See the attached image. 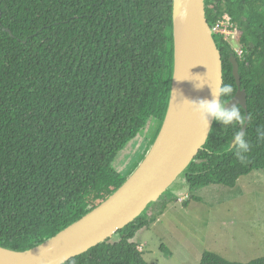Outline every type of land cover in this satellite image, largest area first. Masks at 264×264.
<instances>
[{
    "label": "trees",
    "instance_id": "16d2710c",
    "mask_svg": "<svg viewBox=\"0 0 264 264\" xmlns=\"http://www.w3.org/2000/svg\"><path fill=\"white\" fill-rule=\"evenodd\" d=\"M205 4L212 30L229 16L241 33V55L223 34L213 37L233 98L232 59L239 64L247 109L239 107L250 117L252 147L241 162L232 148L240 125L215 121L181 175L190 192L234 187L264 169L257 133L264 130V0ZM173 9L174 0H0V247L25 251L46 242L125 183L114 167L118 154L151 118L163 125L168 112ZM168 192L113 238L64 264H149L134 239L165 213ZM190 200L198 198L182 205ZM199 264H264V257L240 263L205 252Z\"/></svg>",
    "mask_w": 264,
    "mask_h": 264
},
{
    "label": "water",
    "instance_id": "95a60500",
    "mask_svg": "<svg viewBox=\"0 0 264 264\" xmlns=\"http://www.w3.org/2000/svg\"><path fill=\"white\" fill-rule=\"evenodd\" d=\"M174 73L168 112L148 156L107 200L46 242L25 250L0 247V264H64L113 238L165 194L207 143L215 119L205 126L189 101L211 100L223 79L221 53L206 18L205 0H174ZM185 44L184 78L178 85L180 45ZM237 95L226 105L247 109L240 68L232 59ZM203 85L202 87H197ZM177 94L182 101L177 105ZM247 125L242 129L246 133ZM235 145L232 144V148Z\"/></svg>",
    "mask_w": 264,
    "mask_h": 264
},
{
    "label": "rangeland",
    "instance_id": "374dc122",
    "mask_svg": "<svg viewBox=\"0 0 264 264\" xmlns=\"http://www.w3.org/2000/svg\"><path fill=\"white\" fill-rule=\"evenodd\" d=\"M238 36H229L228 41L240 50L239 31ZM161 126L157 118L148 121L118 154L114 163L118 173L129 178L138 170ZM191 196L198 200L182 205ZM166 197L165 213L134 239L149 264H199L205 252L240 263L264 257V169L240 178L234 187L212 185L193 192L180 176ZM164 205L161 202L156 210Z\"/></svg>",
    "mask_w": 264,
    "mask_h": 264
},
{
    "label": "clouds",
    "instance_id": "9594fccd",
    "mask_svg": "<svg viewBox=\"0 0 264 264\" xmlns=\"http://www.w3.org/2000/svg\"><path fill=\"white\" fill-rule=\"evenodd\" d=\"M202 86L203 85L198 86L197 84V87ZM233 92L234 89L231 84L223 83L221 81L215 89L212 88L213 99L189 101V104L205 126L208 125L210 118H214L215 121L222 126L240 125V130L234 134L232 143L237 149L235 153L237 158L241 162H244L246 160V154L250 152L252 145L245 139V133L242 132L241 129L250 117H247L242 113L239 106L234 105L231 109L226 107L233 98ZM225 98L230 99L226 102ZM257 133L259 139L264 140V130L258 128Z\"/></svg>",
    "mask_w": 264,
    "mask_h": 264
},
{
    "label": "built area",
    "instance_id": "2783aa9c",
    "mask_svg": "<svg viewBox=\"0 0 264 264\" xmlns=\"http://www.w3.org/2000/svg\"><path fill=\"white\" fill-rule=\"evenodd\" d=\"M233 29H234V26L233 24H231V18L229 16H226L225 21L218 24L217 27L212 31L213 33L215 32V33L223 34L227 38V40L229 36H231L233 39H239L238 30L236 28L234 30ZM229 30L231 31L229 32ZM238 52H239V55L242 54L241 51L238 50Z\"/></svg>",
    "mask_w": 264,
    "mask_h": 264
},
{
    "label": "bare ground",
    "instance_id": "6f19581e",
    "mask_svg": "<svg viewBox=\"0 0 264 264\" xmlns=\"http://www.w3.org/2000/svg\"><path fill=\"white\" fill-rule=\"evenodd\" d=\"M184 48H185V44L180 45V61H181V68L179 70V76H178V85L181 83V81L184 78V68H183V63L185 60V52H184ZM177 105H176V109L178 108V105L180 104V102L182 101V98H180L177 94Z\"/></svg>",
    "mask_w": 264,
    "mask_h": 264
}]
</instances>
